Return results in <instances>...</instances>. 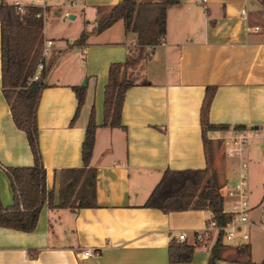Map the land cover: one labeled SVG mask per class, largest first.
<instances>
[{
  "label": "crops",
  "instance_id": "0c3cea01",
  "mask_svg": "<svg viewBox=\"0 0 264 264\" xmlns=\"http://www.w3.org/2000/svg\"><path fill=\"white\" fill-rule=\"evenodd\" d=\"M3 1L45 8L52 16L57 11L62 22L68 14V20L83 19L92 28L84 31L88 38L83 53L76 45L79 37L65 41L56 20L45 16V41L54 45L44 60L50 71L38 126L47 190L55 193L56 203L61 172L83 167L82 147L93 111L98 129L91 162L97 171L96 207L73 211L46 204L34 232L0 227V264H171V243L197 245L210 214H164L145 205L166 171L208 167L202 125L208 90H214L209 123L230 128L210 134L211 155L218 148L224 150L223 139L236 128L264 123L261 0H207L204 5L201 0H187L170 9L162 44L149 50L145 80L125 95L118 129L102 127L105 87L110 67L129 59L137 39L126 34L122 21L100 35L96 27L97 20L123 0H0V4ZM76 27L72 36L77 37L83 32ZM82 87L86 98L76 117V90ZM33 165L27 137L16 127L3 93L0 21V195L5 208L13 205L14 196L4 168ZM182 235L184 241L179 240ZM251 244L246 245L252 253ZM90 249L99 250L101 256L84 259L81 252ZM235 249L231 246L224 253L226 260L217 264H246L235 261ZM209 260L210 251L197 247L190 262L179 264H209Z\"/></svg>",
  "mask_w": 264,
  "mask_h": 264
},
{
  "label": "trees",
  "instance_id": "16d2710c",
  "mask_svg": "<svg viewBox=\"0 0 264 264\" xmlns=\"http://www.w3.org/2000/svg\"><path fill=\"white\" fill-rule=\"evenodd\" d=\"M183 0H164L141 4L138 0H123L110 8L107 14L97 20L96 34L100 35L122 21L126 34L136 35L137 51L131 50L129 59L122 64H114L109 70L105 87L104 121L102 127L118 129L122 127V112L126 93L137 85L131 68L149 60V50L161 45L167 33L168 12ZM264 14V0H261ZM1 21V63L2 86L13 121L25 133L31 148L34 165L30 168H4L11 183L14 203L5 208L0 195V227L23 233L35 231L42 209L46 204L51 209L80 210L96 207L97 171L91 167L96 145L98 125L93 111L82 147L83 167L61 172L59 202L55 193L47 190V171L40 148L38 110L41 97L47 88L46 80L50 68H45L39 81L33 82L45 42V15L42 8L28 7L21 15L16 8L6 2L0 4ZM88 35L83 32L76 45L84 46ZM83 48V47H82ZM79 106L76 117L85 103L84 87L76 90ZM214 90L208 96L202 109L203 140L209 152V165L205 170L173 172L166 171L157 185L146 207L155 208L164 214L187 211H206L213 214L219 226H226L233 216L226 212L222 186L219 184L211 155L210 134L227 132L226 126L209 123L208 114ZM241 128H236L238 130ZM187 244L170 245V263H188L196 248ZM231 246L224 244L220 233L210 250L209 264L225 261L224 253ZM237 263L255 264L251 248L247 245L236 247ZM261 264H264L261 263Z\"/></svg>",
  "mask_w": 264,
  "mask_h": 264
},
{
  "label": "built area",
  "instance_id": "2783aa9c",
  "mask_svg": "<svg viewBox=\"0 0 264 264\" xmlns=\"http://www.w3.org/2000/svg\"><path fill=\"white\" fill-rule=\"evenodd\" d=\"M200 4H207V0H201ZM13 6L19 14H26V8L28 7L22 6L19 2H16ZM42 9L45 15V8ZM242 15L246 20V10L242 11ZM68 19V14L63 17L64 21H67ZM53 45L54 43L51 41L44 42L41 54L43 60L47 59ZM81 49H83V53H86L84 48ZM45 68L44 61L40 62L32 79L33 82L41 79ZM252 139L260 142L262 152L264 153V123L258 126L257 129L246 128L233 130L227 135V137H225V139H223L225 157L229 160L238 161V167L233 169V166L231 170V176L235 177L236 180L232 183V185L229 184L226 188L228 198L231 200V210H226V212L230 213L233 216V219L226 226H219L214 220L213 214L209 212L210 217L207 220L205 229L196 238L197 244L205 250L210 251L214 247L220 233L223 234L225 245L240 247L248 244L251 239L248 229H257L264 232V196L257 206H253L248 200L246 179L249 172V162L247 155L249 152L248 144ZM256 209H258L259 212V219L253 220L252 213ZM185 239V235H182L179 238L180 241H184ZM81 255L84 259H92L100 257L101 252L99 250L90 249L82 251Z\"/></svg>",
  "mask_w": 264,
  "mask_h": 264
},
{
  "label": "rangeland",
  "instance_id": "374dc122",
  "mask_svg": "<svg viewBox=\"0 0 264 264\" xmlns=\"http://www.w3.org/2000/svg\"><path fill=\"white\" fill-rule=\"evenodd\" d=\"M190 1L193 2L195 0H190ZM57 13H58L57 11L56 12L54 11L53 14L57 16H52L51 12L49 13V10L45 9L46 18L50 16L52 17V21L56 20L54 24L55 25L57 24V26H59L58 31L59 32L62 31L64 36L66 35L64 37L65 41L67 39L74 41L78 37L80 38L81 34H79L80 36L78 35L77 37L72 36L76 34L77 32V27H76L77 24H78V27L79 26L81 27L82 29L81 32H84L86 30L87 31L92 30L91 27L87 26V22H84L83 19H81L79 23L73 22L70 20H67L66 22H62L60 20L61 15H59L62 13H58V14ZM120 28H122L121 30H123L122 22L120 23ZM135 51H137V49ZM147 63L148 61L146 62L144 61L140 63L139 65H136L135 67L131 68L130 72L132 73L133 79H135L137 83L145 80L146 78L145 67ZM102 118H103V115L101 113L99 119H102ZM248 147H249V152L247 155V159L249 162V172L247 174V179H246L247 190H248V200L253 206H257L260 200L262 199V197L264 196V153L262 152L260 142L257 140H254V139L250 140ZM212 161H213V169L215 170V174L217 175L218 182L222 186V194L225 199V209L227 211H230L231 210V203H230L231 200L228 198V195L226 193L227 192L226 188L228 187L229 184L232 185V183L236 180L235 177L231 176V170L233 166H234L233 169L238 167V164H237L238 161L227 159L224 155V150H221L219 148L216 150L215 155L213 151ZM252 219L253 220L259 219L258 209H256L252 213ZM248 233L250 234V238H251L249 242L252 243L251 244L252 245V259L254 263L261 264L264 262V232H261L257 229H248ZM234 256H235L234 258L236 259L235 254Z\"/></svg>",
  "mask_w": 264,
  "mask_h": 264
},
{
  "label": "water",
  "instance_id": "95a60500",
  "mask_svg": "<svg viewBox=\"0 0 264 264\" xmlns=\"http://www.w3.org/2000/svg\"><path fill=\"white\" fill-rule=\"evenodd\" d=\"M185 1H187V0H183V2H185ZM71 19H73V16H72ZM85 85H86V84L84 83L83 86H85ZM254 129H257V127H255Z\"/></svg>",
  "mask_w": 264,
  "mask_h": 264
}]
</instances>
